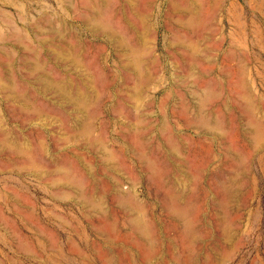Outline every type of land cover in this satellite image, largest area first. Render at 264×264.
Here are the masks:
<instances>
[{
    "label": "rangeland",
    "instance_id": "1",
    "mask_svg": "<svg viewBox=\"0 0 264 264\" xmlns=\"http://www.w3.org/2000/svg\"><path fill=\"white\" fill-rule=\"evenodd\" d=\"M85 1L0 0V77L15 82L26 100L24 107L0 88V127L41 166L26 165L0 145V264H264V141L252 145L244 136L247 117L239 111L235 86L241 81V91L252 93L253 119L264 129V0H224L221 9L205 8L209 21L191 32L180 27L167 0H154L144 63L148 83L139 90L123 48L90 30ZM111 7L129 41L141 44L136 17L123 14L117 2ZM177 36L194 41L196 49L176 42ZM58 48L74 51L81 62L57 55ZM34 62L43 67L38 73L74 82L87 106L42 87L29 70ZM206 90L211 95L202 102ZM199 115L222 126H203L196 122ZM84 125L90 127L87 135L80 132ZM169 140L177 155L169 151ZM139 154L167 167L156 182L148 180ZM63 170L72 182L62 178ZM218 184H227L236 198L228 199L227 208L217 205L225 196ZM168 191L184 220L169 215ZM124 195L133 208L118 204ZM219 213L228 221V242ZM185 221L195 231L190 243Z\"/></svg>",
    "mask_w": 264,
    "mask_h": 264
},
{
    "label": "bare ground",
    "instance_id": "2",
    "mask_svg": "<svg viewBox=\"0 0 264 264\" xmlns=\"http://www.w3.org/2000/svg\"><path fill=\"white\" fill-rule=\"evenodd\" d=\"M65 2V1H64ZM117 2L120 6V11L123 14H126V12H130L131 14H133L140 27H141V31L138 35V39H139V43L141 42V44H135L132 43L131 41H129V39L126 37V35L124 34V30L122 28H120L119 26H117V23H115L113 16H114V12H116V10L111 7V5ZM224 0H209L208 3L206 4V0H167V6L168 8L171 10V12H173L174 14H176V21L177 23L180 25L181 28L185 29V30H194L204 24H206L209 21L210 15L207 17H205V15H203V12L206 9H211V11L213 10H217V9H221L223 6ZM86 6L89 8V12L84 13V19L85 21L89 24H87L88 26H90V30H92L93 33H97V34H105L106 36H108L109 39H111L115 44L120 45L123 48V55L125 56L124 58H126V63L127 66L131 67L132 70L134 71V73L136 74L138 80L136 82L135 88L137 90H139V86L148 80V76H147V72H145L146 70L144 69V63L148 57V55L150 54V47L147 45V39L149 38V34H150V28L152 29L150 22L148 21V17H149V11L148 8L149 6H152L154 4V0H86L85 1ZM144 4V7H146V10L141 9V5ZM70 8V7H69ZM167 8V9H168ZM71 9V8H70ZM169 10V11H170ZM119 12V11H117ZM45 14V13H44ZM42 16V15H41ZM151 16V15H150ZM116 17V16H115ZM126 19L127 16L125 17ZM124 18V19H125ZM171 18V17H170ZM168 19V18H167ZM64 20V19H63ZM170 20V19H169ZM31 21V20H30ZM126 21V20H125ZM62 22V21H61ZM65 22V21H64ZM118 22V21H116ZM127 22V21H126ZM172 22V21H171ZM84 23V22H83ZM132 23V22H131ZM175 23V22H174ZM32 24V23H31ZM127 24V23H126ZM129 27H131L132 24H130V22H128ZM214 24V23H213ZM50 25V24H49ZM134 25V24H133ZM178 25V26H179ZM52 26V24H51ZM212 26V25H210ZM47 27V26H46ZM53 27V26H52ZM64 27V26H63ZM208 27V26H207ZM134 28V26H133ZM65 31V30H64ZM136 31V30H135ZM132 32V30H131ZM137 32V31H136ZM40 33V32H39ZM173 33V32H172ZM180 33V32H179ZM208 33V32H207ZM171 34V33H170ZM181 34V33H180ZM209 34V33H208ZM207 34V35H208ZM44 35V34H43ZM59 35V34H58ZM95 35V34H94ZM213 35V34H211ZM103 36V35H102ZM58 37V36H57ZM56 36L54 38H57ZM76 37V36H75ZM105 37V36H104ZM106 39V38H105ZM200 39V38H199ZM211 38H208V40ZM35 40V39H34ZM51 40V39H50ZM58 40V39H57ZM82 40V39H81ZM201 40V39H200ZM212 40V39H211ZM22 41V40H20ZM43 41V40H42ZM47 41V40H46ZM60 41V40H59ZM109 41V40H107ZM197 41V40H196ZM204 41V40H203ZM207 40H205L206 42ZM238 41L240 42V40L238 39ZM19 42V41H18ZM110 42V41H109ZM176 42H178L179 44H182L184 47L186 46L190 51H194L197 47V44L192 41L191 39H188L186 37L183 36H177L176 37ZM214 42V41H213ZM21 43V42H20ZM19 43V44H20ZM49 43V42H48ZM64 43V42H63ZM113 43V44H114ZM151 43V42H150ZM216 43V42H215ZM241 43V42H240ZM40 44V43H39ZM38 44V45H39ZM45 44V43H44ZM56 45V44H55ZM68 45V43H67ZM18 46V45H17ZM26 46V45H25ZM43 46V45H42ZM58 47H60V45H57ZM176 46V45H175ZM46 47V46H45ZM62 47V46H61ZM183 47V48H184ZM207 47V46H206ZM30 48V47H29ZM47 48V47H46ZM72 48V47H71ZM185 48V49H187ZM210 48V47H209ZM22 51V48H20ZM73 49V48H72ZM217 49V48H216ZM1 50V49H0ZM208 50V49H207ZM237 50V49H236ZM3 51V50H2ZM1 51V52H2ZM44 51V50H43ZM20 52V51H19ZM57 55H62L65 58H69L72 59V62L74 61V65L76 62H81L80 58L74 53V51H69L68 48H64V49H56L55 50ZM235 52V51H234ZM27 53V52H25ZM81 53V50H80ZM101 53V52H100ZM169 53V52H168ZM211 53V52H210ZM237 53V52H236ZM28 54V53H27ZM52 54V53H49ZM207 55V54H206ZM209 55V54H208ZM235 55V54H234ZM180 56V55H179ZM199 56V55H198ZM17 57V56H16ZM43 57V55H42ZM153 57V56H152ZM174 57V56H173ZM208 57V56H207ZM236 57V56H235ZM239 57V56H238ZM246 57V56H243ZM237 58V57H236ZM15 59V58H14ZM43 59V58H42ZM53 59V58H52ZM63 59V58H62ZM121 59V58H120ZM123 59V58H122ZM202 59V58H201ZM211 59V58H210ZM59 60V59H57ZM151 60V59H150ZM184 60V59H183ZM214 60V59H213ZM206 61V60H205ZM210 61V60H209ZM22 62V61H21ZM31 62V61H30ZM62 62V61H61ZM150 62V61H149ZM185 62V61H184ZM208 62V61H207ZM3 63V61L1 62ZM13 63V62H12ZM18 63V62H17ZM24 63V62H23ZM22 63V64H23ZM55 63V62H54ZM68 63H70L68 61ZM15 64V63H14ZM122 64V63H121ZM63 65V64H62ZM123 65V64H122ZM226 65V64H224ZM228 65V64H227ZM15 66V65H14ZM66 66V64H65ZM126 66V65H125ZM146 66V64H145ZM176 66V65H175ZM174 66V67H175ZM217 66V65H216ZM3 67V66H2ZM8 67V66H7ZM124 67V66H123ZM16 68V67H15ZM73 68V67H72ZM120 68V67H119ZM125 68V67H124ZM10 69V67H9ZM43 69V67L41 66V64L39 62H34L31 66H30V71L35 74V76H37L38 82H41V86L44 85V88L47 90H52L53 92L55 91V93L58 94V96H61V98L65 99L66 101L72 102L74 103L75 106L77 107H86V99L83 98L80 93L78 92V87H73V83H69L66 80H59V79H52L50 78L48 75H44V73H38L41 72ZM69 69V68H68ZM83 69V68H82ZM129 69V68H128ZM191 69V68H190ZM194 69V67H193ZM199 69V68H198ZM219 69V68H218ZM238 69V68H237ZM5 70V69H4ZM17 70V69H16ZM70 70V69H69ZM192 70V69H191ZM7 71V70H5ZM19 71V70H18ZM23 71V70H22ZM64 71V70H63ZM80 71V70H79ZM182 71V70H181ZM196 71V70H195ZM25 72V71H24ZM65 72V71H64ZM81 72V71H80ZM193 72V70L191 71V73ZM237 72V71H236ZM6 73V72H5ZM131 73V71H130ZM203 73V72H202ZM220 73V72H219ZM1 74V73H0ZM80 74V73H79ZM78 74V75H79ZM123 74V73H122ZM189 74V73H188ZM193 74V73H192ZM196 74V73H195ZM205 74V73H204ZM224 74V73H222ZM68 75V74H67ZM107 75V74H106ZM112 75V74H111ZM120 75V73H119ZM210 75V74H209ZM69 76V75H68ZM71 76V75H70ZM82 76V75H81ZM113 76V75H112ZM178 76V75H177ZM184 76V75H183ZM223 76V75H222ZM78 77V76H77ZM181 77V76H180ZM33 78V77H32ZM72 78V77H71ZM112 78V77H111ZM188 78V77H187ZM202 78V76H201ZM34 79V80H35ZM68 79V78H67ZM80 79V78H79ZM86 80V78H83ZM122 79V77H121ZM36 81V80H35ZM81 81V80H80ZM93 81V80H92ZM247 81V80H246ZM33 83V81L31 82ZM81 83V82H80ZM121 83V82H120ZM124 83V82H123ZM148 83V81H147ZM192 83V82H191ZM190 83V84H191ZM189 84V85H190ZM215 84V83H214ZM89 84H87L88 86ZM194 85V84H193ZM198 85V83H197ZM210 85V84H209ZM230 85V84H229ZM19 86V85H18ZM30 86V85H29ZM40 86V87H41ZM79 86V83H78ZM82 86V85H81ZM92 86V85H91ZM90 86V87H91ZM180 86V85H179ZM186 86V85H185ZM237 90H236V97L237 100H241V102H237V105L239 107V111L242 112L241 115H245L247 117V127H245L244 130V136L247 138V140L252 144H260L262 141H264V129H262L261 125L258 124L254 119H253V113H254V107L256 105L255 103V98L252 97V93H247L245 91H241L243 84L241 81H238L235 84ZM248 86V85H247ZM43 87V86H42ZM147 87V86H146ZM183 87V86H182ZM187 87V86H186ZM0 88L4 89L5 91H7L11 97L18 99L19 101H22V104L24 107H26V100L24 99V95L22 96L21 93L19 92V90L16 87L15 82H13L11 79H4L2 77H0ZM199 88V87H198ZM90 89V88H89ZM92 89V88H91ZM144 89V88H143ZM146 89V88H145ZM185 89V88H183ZM192 89V88H191ZM38 90V89H37ZM2 91V90H1ZM46 91V90H45ZM93 91V90H92ZM186 91V90H185ZM29 92V91H28ZM41 92V91H40ZM44 92V91H43ZM48 92V91H47ZM46 92V93H47ZM204 93V91H202ZM145 93V91H144ZM53 94V93H52ZM91 94V93H90ZM50 95V94H49ZM96 95V93L94 94ZM188 95V94H187ZM193 95V94H191ZM211 92L209 90H206L205 95L203 97V99H201L202 102L207 101L210 98ZM3 96V95H2ZM45 95H43L44 97ZM86 96V95H85ZM195 96V95H193ZM54 97V96H53ZM56 97V96H55ZM54 97V98H55ZM119 97H121L119 95ZM5 98V97H4ZM47 98V97H46ZM53 98V99H54ZM35 99V98H34ZM58 99V98H56ZM14 100V99H13ZM50 101V100H49ZM54 101V100H53ZM62 101V99H61ZM127 101V100H126ZM192 101V100H191ZM118 102V101H117ZM128 102V101H127ZM155 102V101H154ZM187 102V101H185ZM21 103V102H20ZM54 103V102H53ZM58 103V102H57ZM89 103V102H88ZM210 103V102H209ZM52 104V103H51ZM50 104V105H51ZM65 105V102L63 103ZM67 104V103H66ZM71 104V103H69ZM145 104V103H144ZM178 104V103H177ZM57 105V104H56ZM132 105V104H131ZM130 104L128 106H131ZM192 105H194L192 103ZM62 105L60 104V107ZM127 106V105H126ZM27 107H30V103L28 104ZM76 107V108H77ZM182 107V106H181ZM191 107V106H190ZM42 108V107H41ZM66 108V107H65ZM72 108V106H71ZM74 107V109H76ZM144 108V107H143ZM43 109V108H42ZM191 109V108H190ZM34 111H36V114H39L41 112V109L34 106L33 108ZM66 110V109H65ZM71 110V109H69ZM68 110V111H69ZM77 110V109H76ZM75 110V111H76ZM83 110V109H82ZM81 110V111H82ZM23 111V110H22ZM72 111V110H71ZM70 111V112H71ZM77 111H80L77 110ZM87 111V110H86ZM198 111V110H197ZM195 111V112H197ZM85 112V111H84ZM192 112V111H191ZM204 112V111H203ZM199 113V112H198ZM27 114V112L25 113ZM45 114V113H43ZM195 114V113H194ZM252 114V116H251ZM49 115V114H48ZM55 115V114H54ZM58 115V114H57ZM81 115V114H80ZM84 115H86L84 113ZM197 115V114H196ZM240 115V116H241ZM243 115V117H244ZM251 116V117H250ZM41 117V116H39ZM54 117V116H53ZM83 117V116H82ZM132 117V116H131ZM130 117V118H131ZM242 117V118H243ZM60 118V117H59ZM73 118V117H72ZM75 118V117H74ZM79 119V117H77ZM77 119V120H78ZM81 119V118H80ZM213 119V117H212ZM210 117H207L206 115H199L196 118V122L209 127V128H214V129H218L222 126L221 122L219 119L217 120H212ZM245 119V118H244ZM19 120V119H18ZM153 120V119H152ZM127 121V120H126ZM74 122V121H73ZM133 122V121H132ZM154 122V121H153ZM22 123V122H21ZM30 123V122H29ZM123 123V122H122ZM150 123V122H149ZM244 123V122H243ZM81 124V123H80ZM125 124V123H124ZM132 124V123H131ZM76 125V124H75ZM128 125V124H127ZM81 126V125H80ZM99 126V125H98ZM139 126V125H138ZM145 126V125H144ZM143 126V127H144ZM193 126V125H192ZM71 127H73L71 125ZM146 127V126H145ZM194 127V126H193ZM62 128V127H61ZM65 128V127H63ZM74 128V127H73ZM131 128V127H130ZM129 128V129H130ZM196 128V125L195 127ZM100 129V128H99ZM98 129V130H99ZM140 129V128H139ZM156 129V128H155ZM175 129V128H174ZM201 129V128H200ZM205 129V128H204ZM208 129V128H207ZM243 129V128H242ZM131 130V129H130ZM165 130V129H163ZM178 131V130H177ZM216 131V130H215ZM243 131V130H242ZM17 132V131H15ZM26 132V131H25ZM82 134L87 135L90 132V127L88 125H84L80 131ZM126 132V131H125ZM151 132V131H149ZM209 132V131H208ZM211 132V131H210ZM214 132V131H213ZM4 133V129H2L0 127V145H2L4 148L3 149H8L12 152L15 153V155H19L21 157H23L28 166L30 167H41L39 164L36 163V161L32 158L30 150L26 147L23 146L19 143H16L15 141H11L9 140L5 135H3ZM63 133V132H61ZM217 133V132H216ZM221 133V132H220ZM17 134V133H16ZM66 134V132H65ZM78 134V133H77ZM76 134V135H77ZM128 134V133H127ZM219 134V133H217ZM145 135V134H144ZM214 135V134H213ZM13 136V135H12ZM11 136V137H12ZM24 136V135H23ZM26 136V135H25ZM63 136V135H62ZM74 135H72L73 138ZM146 136V135H145ZM216 136V135H215ZM16 137V136H15ZM29 137V136H28ZM26 137V138H28ZM214 137V136H213ZM217 137V136H216ZM225 137V136H224ZM17 138V137H16ZM78 138V136H77ZM83 138V137H82ZM215 138V137H214ZM29 139V138H28ZM27 139V140H28ZM145 139V138H144ZM147 139V138H146ZM86 140V139H85ZM222 140V139H221ZM26 140H24L25 142ZM31 141V140H30ZM108 141V140H107ZM128 141V140H127ZM142 141V140H141ZM166 141V140H165ZM29 142V141H28ZM145 142V141H144ZM150 142V141H149ZM227 142V140H226ZM26 143V142H25ZM129 143V142H128ZM169 145H168V149H170L169 151L171 153H175L173 152L172 149H174V151H177L178 149H176V146L174 145V141L173 140H169ZM224 143V142H223ZM95 144V143H94ZM150 144V143H148ZM147 144V145H148ZM152 144V143H151ZM166 144V143H165ZM222 144V143H221ZM252 144V145H253ZM151 146V145H150ZM104 147V146H103ZM157 147V146H156ZM31 148V147H30ZM150 148V147H149ZM2 149V151H3ZM166 149V148H165ZM226 149V148H225ZM162 150V149H161ZM1 151V152H2ZM95 151V150H94ZM167 151V150H166ZM229 151V150H228ZM0 152V153H1ZM8 152V151H7ZM103 152V151H102ZM160 152V151H159ZM5 153V152H4ZM97 153V152H96ZM105 153V152H103ZM108 153V151H107ZM140 153V152H138ZM154 153V152H153ZM170 153V154H171ZM2 154V153H1ZM7 154V153H6ZM147 154V153H146ZM165 154V153H164ZM176 154V153H175ZM4 155V154H3ZM2 155V156H3ZM109 155V154H108ZM168 155V154H167ZM177 155V154H176ZM99 156V155H98ZM107 156V155H106ZM163 156V155H160ZM7 157V156H6ZM17 157V156H16ZM171 157V156H170ZM13 158V157H12ZM172 158V157H171ZM9 159V158H8ZM15 159V158H14ZM111 159V158H110ZM139 159L141 160L140 162H142L143 166L146 168V171L148 173V180H150L151 182H156L159 174L161 172V176L162 173L164 172V168H167L164 166V168L159 167L158 165L156 166V164L154 163V161L147 157L145 154H139ZM225 160V159H224ZM229 160V159H227ZM167 161V160H165ZM226 161V160H225ZM114 162V161H113ZM118 162V161H117ZM116 162V163H117ZM139 162V161H138ZM102 163V162H101ZM103 164V163H102ZM163 164V163H162ZM229 164V162H228ZM21 165V163H20ZM105 165V164H104ZM107 165V164H106ZM164 165V164H163ZM224 165V163H223ZM142 166V165H141ZM118 167V166H117ZM143 167V168H144ZM158 167V168H157ZM109 168V167H108ZM141 168V167H140ZM226 168V167H225ZM17 169V168H16ZM224 169V168H223ZM15 170V169H14ZM19 170V169H18ZM36 172V169H34ZM66 170V169H65ZM63 170L62 172L65 173V176L62 177L66 182H72L73 178L68 175L66 173V171ZM120 170V169H119ZM145 170V169H142ZM228 170V169H227ZM30 171V170H29ZM43 171V170H42ZM59 171V170H58ZM222 171V170H221ZM243 171V170H242ZM39 171H37L38 173ZM227 172V171H226ZM217 173V172H216ZM219 173V172H218ZM169 174V173H168ZM173 174V173H172ZM171 174V176H172ZM223 174V173H222ZM230 174V173H229ZM235 174V173H234ZM228 175V173H227ZM165 176V175H164ZM169 176V175H168ZM219 176V175H218ZM228 177V176H227ZM166 178V177H165ZM164 178V179H165ZM172 178V177H171ZM175 179V178H174ZM178 180V179H177ZM220 180V179H219ZM224 180V179H223ZM232 180V179H231ZM168 181V180H167ZM170 181V180H169ZM236 180H234L235 182ZM230 182V181H229ZM233 182V181H231ZM96 183V182H95ZM112 183V182H111ZM220 183V182H219ZM63 184V182H62ZM97 184V183H96ZM152 184V183H151ZM166 184V183H165ZM219 185V184H218ZM158 186H160L161 189V183L158 182ZM220 186V185H219ZM238 187V186H237ZM236 187V188H237ZM69 188V187H68ZM73 188V186H72ZM159 188V187H158ZM221 188V192L223 191L224 193V198L220 201L217 202L218 207L220 208H227L228 207V199H231V195H230V189L228 187L227 184H222L220 186ZM219 188V189H220ZM235 188V187H234ZM79 189V187H78ZM232 191V190H231ZM236 192V189L234 190ZM233 191V192H234ZM127 192V191H126ZM79 193V192H78ZM237 193V192H236ZM233 195V193H231ZM233 198L235 196H232ZM219 198H217L218 200ZM236 199V198H235ZM234 199V200H235ZM233 200V201H234ZM116 201L118 202L119 205L125 207L127 210L131 209L133 207H131V203H130V199L128 197L121 196L120 198H116ZM85 202V201H83ZM94 202V201H92ZM175 194L173 192H166L165 194V199H164V203H165V207L169 213V215L176 219V220H184L183 217V212L182 210L175 205ZM215 204V203H214ZM234 205V204H233ZM94 208V206H93ZM97 208V205H95V209ZM216 208V207H215ZM214 208V209H215ZM239 208V207H238ZM98 209V208H97ZM218 209V208H217ZM220 210V209H219ZM223 211V210H221ZM217 213V211H216ZM222 213V212H221ZM219 213L218 215V225L221 227V232H222V237H224V241L226 240L228 242V240H230L229 238L231 237L230 235V231H229V227H228V221L226 218V215ZM188 217V216H186ZM185 217V218H186ZM137 223V222H136ZM138 226V225H136ZM184 226V234H185V240L187 242H193L194 241V237H195V231H194V227L193 224L191 223V221H185ZM141 231L142 232H146V228L144 226H140ZM234 229V227H233ZM232 230V229H231ZM221 232H219L221 234ZM144 235V234H143ZM220 237V236H219ZM124 240V239H123ZM216 242V241H215ZM223 242V241H222ZM189 245V244H188Z\"/></svg>",
    "mask_w": 264,
    "mask_h": 264
}]
</instances>
